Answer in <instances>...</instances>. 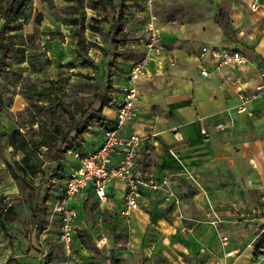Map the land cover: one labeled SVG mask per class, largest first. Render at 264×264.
<instances>
[{
  "label": "rangeland",
  "instance_id": "rangeland-1",
  "mask_svg": "<svg viewBox=\"0 0 264 264\" xmlns=\"http://www.w3.org/2000/svg\"><path fill=\"white\" fill-rule=\"evenodd\" d=\"M262 1L252 0L253 4L248 7L257 11ZM116 3L130 5L124 26L129 39L126 45L118 43L116 29H112L119 8L116 12L99 11L90 7V0H82L80 4L34 0L27 21L18 30L8 32L14 56L0 65V209L7 214L9 228L5 230L0 226V242L7 241L13 254L5 264L12 262L17 253L25 255L30 264H132L133 255L141 251L146 256L139 264H176L172 257L180 258L173 253V243L190 239L193 229L185 224L190 219L183 212L180 192L186 188L180 175L184 166H174L175 157L168 148L157 154L158 162L162 169L174 173L168 175L169 190L174 193L173 197H178V203L176 198L168 200L167 191L160 189L170 206L168 209L152 211L147 206L139 215L125 217L104 207L100 199L91 197L79 209L82 219L86 220L78 228L75 222L70 244L67 246L61 241L60 232L57 236L61 219L54 218L50 208L62 194L68 175L75 170L70 163L76 149L57 161L46 155V148L34 149V144L41 141L40 125L42 122L49 126L52 122L67 124L70 118L62 114V105L72 108L82 105L90 124L82 146L99 144L107 123L101 125L92 117L106 104L102 113L112 121L119 98L117 88L124 83L132 64L143 57L150 21L158 24L175 57L172 55L174 61L168 70L162 69L144 79L145 88L157 94L156 99L145 104V115L174 121V113L165 103L168 91L190 96L177 104L186 113L184 124L187 126H196L203 117L220 119L226 113V110L212 113L206 110L204 116L193 113L203 111L204 94L209 93L206 86H210L211 81L206 84L198 80L193 60L185 63L183 60L196 56L202 44L218 43L221 36L234 32L231 2L116 0ZM77 5L79 12L75 10ZM39 15H42L40 23ZM78 16L84 18L83 25L68 24L69 19ZM163 65L164 62L159 66ZM33 85L39 90H34ZM110 97L115 101L108 102ZM15 130L26 135L31 161L41 166L43 172L31 175L25 170V152L11 146L6 136ZM170 147L177 154V149ZM170 209L175 214L169 215ZM238 216L246 217L240 213ZM40 221L48 225L44 232L39 230ZM174 221L185 223L180 226ZM260 232L256 243L264 242V229ZM4 252L5 249L0 255ZM195 262L189 264H204Z\"/></svg>",
  "mask_w": 264,
  "mask_h": 264
},
{
  "label": "crops",
  "instance_id": "crops-1",
  "mask_svg": "<svg viewBox=\"0 0 264 264\" xmlns=\"http://www.w3.org/2000/svg\"><path fill=\"white\" fill-rule=\"evenodd\" d=\"M229 1L234 32L231 35L221 36L218 43L202 44L196 56L183 60L184 63L193 60L198 71V80L201 79L206 84L211 81L210 86H206L209 93L204 94L206 105L202 107L203 111H193V113L204 116L206 110L209 113L226 110L225 115L220 119L200 117L201 121L196 126H187L184 124L187 121L186 113L177 104L184 102L190 96L186 93L170 91L165 94V103L174 113V121L170 122L167 119L166 121L153 114L148 117L145 115V104L156 99L157 94L145 88L144 79L152 73L157 74L162 69L168 70L169 64H173L174 61L172 55L175 57L174 50L168 49L169 46L162 32V58L165 66L152 64L141 76L138 117L129 121L122 129L124 135L135 133L157 135L140 151L136 164L138 170L157 180L174 175L162 169L158 162L157 154L168 149L175 157L174 166L176 168H181L182 164L184 166L180 175L186 188L181 189L180 192L183 212L190 220L187 223L174 222L180 226L185 223L193 230L189 234V240L182 237V242L173 243V253L180 258L178 260L172 257L176 264H189L193 260L204 264L206 261L208 264H249L255 255L260 229H264V97L252 104L249 113L238 114L234 110L240 102L242 92H253L262 83L259 74L264 71V0L259 10L254 12L248 7V4H253L252 0ZM203 45L237 49L247 57L248 62L243 65L217 68L209 57L201 54ZM203 68L212 73L211 77L202 76ZM115 114L114 112L112 121L115 120ZM219 122L231 125L225 130H217L215 126ZM203 129L209 132L208 137L203 135ZM100 143L92 147H84L85 153L96 149ZM170 145L177 149V154ZM77 154L79 153H74L70 163L72 170L80 163ZM65 185L66 182L64 187ZM125 190L124 183L113 181L107 188V199L100 202L104 207L120 214L124 207ZM163 196L164 194L159 190L144 189L140 197L139 209L134 211L131 217L139 215L138 213L147 206L152 211L156 208L168 209L170 206ZM91 197L99 201L92 188L87 187L78 193L71 203L78 212L76 228L86 220L82 219L79 209L82 203ZM54 205L55 202L50 208L52 213ZM238 213L246 217L242 219ZM168 214L173 215L175 212L170 209ZM49 216L51 218L52 214ZM53 217L60 219L56 214H53ZM0 226L5 230L9 228L7 224L3 227L0 223ZM47 227L48 225L46 229ZM57 229L59 237L60 220ZM222 236L229 238L225 246L220 239ZM2 244L0 253L4 249L5 252L0 255V264H5L8 256L13 254V249L7 241L0 242V245ZM230 252L233 256L227 257ZM143 256H146L143 251L135 253L131 258L132 264H139ZM12 258L13 261L7 264H30L25 255L17 253Z\"/></svg>",
  "mask_w": 264,
  "mask_h": 264
},
{
  "label": "built area",
  "instance_id": "built-area-1",
  "mask_svg": "<svg viewBox=\"0 0 264 264\" xmlns=\"http://www.w3.org/2000/svg\"><path fill=\"white\" fill-rule=\"evenodd\" d=\"M257 3L255 2L254 6ZM148 35L145 42L143 57L132 64L126 74L124 83L120 86L119 98L115 106L114 123L106 129L100 145L84 155L77 154L80 160L79 167L72 171L66 180L62 194L57 199L53 213L61 219L60 238L65 245H69L74 234V225L78 218V212L71 206L72 201L78 193L91 187L96 196L101 200L107 199V188L113 181L125 184L124 207L120 214L129 217L139 209L140 197L144 189L167 191V199L172 197L178 203V197L169 190V176L157 180L145 172L136 168L140 151L146 147L150 140H154L156 134L124 135L122 129L129 122L138 117L139 109V80L152 64L163 63V37L162 31L154 21L148 23ZM201 54L210 58L217 68L229 65H243L248 62L247 57L239 50L228 46L201 47ZM201 74L204 77H211L212 73L203 68ZM262 83L253 92H242L240 102L235 107L238 114L251 112L252 104L264 97V71L260 72ZM229 125L217 123V130H225ZM208 137L206 129L202 131ZM119 157V159L117 158ZM222 244H228V237H222ZM233 256L230 252L227 257ZM221 264V263H215ZM249 264H264V247L254 255Z\"/></svg>",
  "mask_w": 264,
  "mask_h": 264
},
{
  "label": "trees",
  "instance_id": "trees-1",
  "mask_svg": "<svg viewBox=\"0 0 264 264\" xmlns=\"http://www.w3.org/2000/svg\"><path fill=\"white\" fill-rule=\"evenodd\" d=\"M34 0H0V65H4L7 61L13 58L14 50L11 47V42L9 41L8 32L18 30L21 28L23 22H26L30 17L32 11V5ZM67 2H77L81 3L82 0H65ZM90 7L99 11L116 12L117 8L119 11L117 16L113 19L112 29H116L115 38L118 39L120 45H126L128 42L127 33L124 31L125 17L126 13L130 7L128 3H122L120 6L117 5L116 0H90ZM76 12H79L80 6L77 5ZM42 20V15L38 16V23ZM84 18L81 16L73 17L69 19L68 24L72 26L83 25ZM130 69V68H129ZM55 90L57 88L56 83H54ZM34 90H39V87L33 85ZM120 87L117 88L118 92ZM109 101H115L114 98H109ZM106 104H104L99 112L92 118L96 119L101 125L107 123V128L111 126L114 121H108L107 117L103 115L102 111ZM62 114L67 115L70 118V122L67 124L52 122L50 126L47 122H42L41 128V141L38 144H34V149L46 148V155L51 159L57 161L62 158L71 150L76 149V152L80 155H84L85 149L82 146L84 144V134L88 131L90 124L89 118L85 119L86 111L83 109L82 105L67 106L62 105ZM9 144L23 152H25V157L23 158V164L25 170L31 175H37L42 171V167L38 165H33L31 161V153H28V148L30 146L26 135L20 130H15L6 135ZM81 147V148H79ZM0 209V223L3 227H6V212ZM39 230L46 229V222H39ZM264 247V242H259L254 250V254H257L260 248Z\"/></svg>",
  "mask_w": 264,
  "mask_h": 264
}]
</instances>
